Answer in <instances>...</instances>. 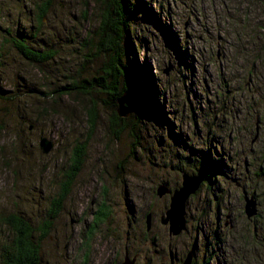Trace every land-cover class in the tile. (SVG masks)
<instances>
[{
    "label": "rangeland",
    "instance_id": "obj_1",
    "mask_svg": "<svg viewBox=\"0 0 264 264\" xmlns=\"http://www.w3.org/2000/svg\"><path fill=\"white\" fill-rule=\"evenodd\" d=\"M42 1L0 0V215L38 227L34 264H264V0H53L39 25Z\"/></svg>",
    "mask_w": 264,
    "mask_h": 264
},
{
    "label": "trees",
    "instance_id": "obj_2",
    "mask_svg": "<svg viewBox=\"0 0 264 264\" xmlns=\"http://www.w3.org/2000/svg\"><path fill=\"white\" fill-rule=\"evenodd\" d=\"M139 1H143V0H139ZM52 5H53V0H44L39 5L36 6V22H38L39 25L45 24L44 18L47 17V15L50 13L52 9ZM120 8H122L120 9L121 12L119 11L121 14L125 11V9H126V12H128L129 10L128 4H122L120 5ZM120 13H118L117 11L115 14H117V16H120ZM38 27L39 26H37V28ZM118 30H120V22H119ZM126 32H129V30H126ZM13 45L28 59L34 60L35 62L41 63V64L45 60H50L51 57L54 55V53H57V51H54V50L49 51L47 49L35 50L25 43L24 38L17 40V41H13ZM117 46H118V49H116L117 50L116 58L119 61L120 54L122 55V50L119 45ZM123 68H124V71L125 69H127L130 72L131 71L133 72V70H135V77L139 76L137 75V73H139L138 71L144 72V66L140 64L137 61V59L134 62L128 60L127 64H125ZM149 73H150V70L148 69L145 71L144 74L148 75ZM152 83L153 82L151 81L150 87L152 91L150 90L149 86L146 88V91L150 92V94L154 97L156 95L155 94L156 87L152 85ZM84 84L77 86L76 82L74 81L71 83V87L69 88V91H67L68 89L64 87V88H61L62 90L59 91V94L61 96L63 93L66 94L70 92L72 89H76L78 91H81L87 94L86 93L87 91L84 89L86 88V85ZM111 89H113V87H111ZM113 90L117 91L116 95L120 94V91L118 90V88L113 89ZM86 110H88L89 112V116H90L89 120L90 121L94 120L97 116V114L94 111L95 110L94 101H92L91 106L87 108ZM113 119H114L113 123L115 124V121L116 123L119 122L118 119H120V117L118 115L116 116V113H114ZM2 222L7 224L10 227L12 239L6 240V237L9 235H7L4 239V242L0 248V264H34L36 263L34 262V260L38 257L40 253V247L38 243L34 241V233L35 231L37 232L38 227L33 226L27 220L26 216L23 217L19 213H13L11 215L1 214L0 215V225Z\"/></svg>",
    "mask_w": 264,
    "mask_h": 264
},
{
    "label": "water",
    "instance_id": "obj_3",
    "mask_svg": "<svg viewBox=\"0 0 264 264\" xmlns=\"http://www.w3.org/2000/svg\"><path fill=\"white\" fill-rule=\"evenodd\" d=\"M125 103H126V100L124 97L119 98L118 100L119 105H118L117 113H118V116L120 117L121 116L123 117L124 115H126L124 113V107H126ZM40 147L43 150V152H49L50 148L52 147V143L51 142H41ZM202 181L203 179L201 175L185 177L184 186L180 190L174 192V196L172 197L170 209L167 211V220H170L171 222V229H172L171 231H174L175 229L177 230L175 231V234H178L185 226L184 215H185V203H186L187 198L191 194L197 191ZM165 192H166L165 187L159 188L158 193L160 195H162ZM189 259L185 261L186 262L185 264H189V261H190Z\"/></svg>",
    "mask_w": 264,
    "mask_h": 264
},
{
    "label": "flooded vegetation",
    "instance_id": "obj_4",
    "mask_svg": "<svg viewBox=\"0 0 264 264\" xmlns=\"http://www.w3.org/2000/svg\"><path fill=\"white\" fill-rule=\"evenodd\" d=\"M148 216H150V215H148ZM150 219H151V217H150ZM147 224H149V222H148ZM150 227H151V226H150ZM149 229H150V228H149ZM133 248H134V247H133ZM128 254L131 255L132 257L135 256V254H131L129 251H128ZM136 255H137V254H136ZM137 256H138V255H137ZM126 258H128L127 260H129L128 262H126V264H132V261H133L132 259H133V258L131 259L128 255H126ZM134 258H135V260H136V261H135V264H137V258H136V257H134ZM194 259H196V257H195ZM133 262H134V261H133ZM133 264H134V263H133Z\"/></svg>",
    "mask_w": 264,
    "mask_h": 264
},
{
    "label": "bare ground",
    "instance_id": "obj_5",
    "mask_svg": "<svg viewBox=\"0 0 264 264\" xmlns=\"http://www.w3.org/2000/svg\"><path fill=\"white\" fill-rule=\"evenodd\" d=\"M167 30V29H166ZM191 258V257H190ZM190 262V261H189Z\"/></svg>",
    "mask_w": 264,
    "mask_h": 264
}]
</instances>
